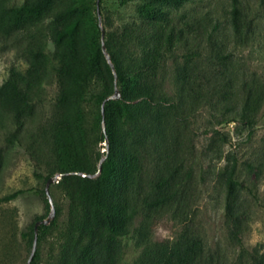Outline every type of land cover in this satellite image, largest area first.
Masks as SVG:
<instances>
[{
  "label": "rangeland",
  "instance_id": "1",
  "mask_svg": "<svg viewBox=\"0 0 264 264\" xmlns=\"http://www.w3.org/2000/svg\"><path fill=\"white\" fill-rule=\"evenodd\" d=\"M24 1L7 0L10 6ZM40 1L68 8L77 0ZM140 2L100 0L101 26L108 27L111 21L138 23L137 38L146 37L152 51L149 59L155 65L147 82L153 86L155 101L162 97L167 101L141 106L128 124L116 128L134 142L140 163L134 190L138 211L122 236L120 262L134 264L146 242L200 239L206 254L231 263L241 248L225 215V180L235 157L245 210L236 227L247 248L264 244V99L254 124L229 120L236 117L250 87L264 88V0H239L251 21L240 37L230 24L232 0L163 3L157 22L138 15ZM78 15L85 18L79 31L87 46L89 21L94 16L98 23L97 14L86 8ZM63 24L44 15L18 28L0 30V87L12 68H28L32 45L43 46L50 63L30 107L18 111L14 102L0 98V264H26L32 244L24 233L50 212L44 189L47 177H54L49 191L56 223L37 240L40 264H48L56 253L61 231L70 220V200L58 184L62 175L54 172V126L63 113L57 102L54 38ZM178 33L180 38L175 36ZM100 88L93 83L81 106L89 160L98 167L94 175L109 142L100 140L101 124L95 120L94 94ZM163 179L174 194L171 200L161 206L145 204L159 194Z\"/></svg>",
  "mask_w": 264,
  "mask_h": 264
},
{
  "label": "trees",
  "instance_id": "2",
  "mask_svg": "<svg viewBox=\"0 0 264 264\" xmlns=\"http://www.w3.org/2000/svg\"><path fill=\"white\" fill-rule=\"evenodd\" d=\"M183 1L141 0L136 11L141 18L157 22L163 15V3L180 5ZM86 8L96 11V0H77L75 5L68 8H53L49 1L40 0H25L19 5L10 6L7 0H0V30L18 28L44 15L64 22L54 38V57L57 61L54 68L60 86L57 102L63 108L62 116L54 126V172L62 175L58 184L70 200L71 216L67 227L61 231L58 249L48 264H121L122 236L129 232V225L138 211L134 190L140 163L134 142L119 134L118 124H128L145 104L167 102L164 97L155 101L153 86L147 82L149 71L155 65L149 59L152 51L146 37L137 38L138 23L111 21L107 27L99 25L93 16L89 21L86 46L80 39L79 31L85 18L78 15ZM73 15L76 17L66 19ZM230 24L238 37L251 27V21L247 19L239 0H232ZM102 31L111 63L102 50ZM172 35V31H169L166 38L170 40ZM175 36L180 38L179 33ZM29 51L28 68L25 71L12 68L0 87V98L14 102L18 111L32 105L47 78L50 65L43 46L32 45ZM93 83L101 86L94 94L98 105L95 116L97 123L101 124L102 120V101L114 92L115 87L120 90L121 96L105 101L106 130L103 132L101 127L100 140L108 139L109 142L99 172L89 176L98 167H94L89 160L81 106L86 91ZM263 89L260 86L250 87L249 94L236 111V117L229 120L239 119L249 125L254 124L264 99ZM236 166L235 157L225 180V215L232 222V233L241 246L234 261L225 263L215 259L206 254L202 240L193 239L171 244L146 242L134 264H264V244L260 248H247L236 227L245 211L240 199L243 184L237 177ZM160 187L159 194L145 204L161 206L171 200L174 194L169 190L167 179L160 182ZM20 192L15 191L7 197L12 198ZM55 223L56 218L49 224H40L38 239L49 232ZM33 226L24 233L25 237L29 236L31 244ZM38 256L36 251L31 264H40Z\"/></svg>",
  "mask_w": 264,
  "mask_h": 264
},
{
  "label": "water",
  "instance_id": "3",
  "mask_svg": "<svg viewBox=\"0 0 264 264\" xmlns=\"http://www.w3.org/2000/svg\"><path fill=\"white\" fill-rule=\"evenodd\" d=\"M99 1L100 0H96V12H97V16H98V23H99V25H101L102 24V19H101ZM101 41H102V50L105 53V57H106L107 61L109 63H111L110 54L106 51V47H105V44H104V31H102ZM112 68L114 69L113 66H112ZM113 72L115 73V70H113ZM120 96H121L120 90L117 87H115V90H114L113 94L108 96V97H106L101 103V117H102L101 127H102V131L103 132H105V130H106V127H105V114H104L105 101L107 99H109V98L118 99V98H120ZM102 160H103V158H101L100 164H101ZM99 169H100V165H99ZM83 175H85V174H83ZM93 175L94 174H89V176H93ZM55 176H58V173ZM53 180H54V177H49L47 179V181H46L45 188H44L46 196H47V199H48V202L50 203V212H49V215L46 218L38 219V220H36L34 222V226H33L34 234H33V239H32L31 251H30V254L28 256L26 264H31V261H32V259L34 257L35 252H36L37 240H38V226L40 224H49L50 221L52 220V218L55 215V206H54V202H53L52 196H51L50 191H49V184Z\"/></svg>",
  "mask_w": 264,
  "mask_h": 264
}]
</instances>
